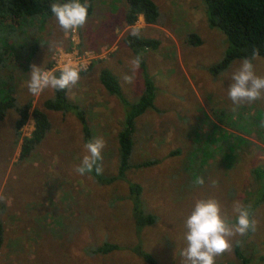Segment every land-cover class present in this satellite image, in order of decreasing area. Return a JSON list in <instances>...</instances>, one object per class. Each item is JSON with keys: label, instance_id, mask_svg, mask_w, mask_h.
<instances>
[{"label": "rangeland", "instance_id": "obj_1", "mask_svg": "<svg viewBox=\"0 0 264 264\" xmlns=\"http://www.w3.org/2000/svg\"><path fill=\"white\" fill-rule=\"evenodd\" d=\"M153 2L159 11L153 25L139 18L127 26L125 0H92L93 12L82 24L60 4L49 18H26L20 26L4 22L8 31L12 27L11 53L27 52L32 42L37 51L31 58L7 53L0 66V83H8L19 106L31 100L20 136L16 112L0 120V264H60L59 240L74 246L66 264H148L131 251L135 245L155 264H242L234 253L242 236L235 217L252 193L251 170L264 167V57L249 64L234 60L213 74L226 40L209 27L202 2ZM132 33L159 42L156 50L142 52L144 70L123 42ZM191 34L200 45L189 42ZM102 69L116 76L131 102L145 77L153 86L154 107L135 121V168L124 175L141 186L143 208L155 218L139 234L126 181L99 184L89 170L96 158V172L104 178L118 166L123 113L98 81ZM57 70L66 72L68 102L77 110L46 111L50 131L19 161L21 138L33 130L31 113L52 97L50 77ZM77 111L97 153L83 144ZM143 162L155 163L136 167ZM254 215L253 233L241 247L250 264H264V201ZM103 242L122 248L93 253Z\"/></svg>", "mask_w": 264, "mask_h": 264}, {"label": "trees", "instance_id": "obj_2", "mask_svg": "<svg viewBox=\"0 0 264 264\" xmlns=\"http://www.w3.org/2000/svg\"><path fill=\"white\" fill-rule=\"evenodd\" d=\"M200 1L203 4L209 27L219 30L226 40L224 57L216 65L211 67L213 74L223 72L234 60H243L249 64L255 56L264 57V0ZM125 3L126 9L123 20L127 26H133L139 16L142 17L145 24L153 25L158 23L159 11L153 0H125ZM58 4L66 8L78 24L84 23L93 12L92 0H87V2L84 0H0V23L3 24V31L0 30V66L3 63V57L7 53L10 55L13 52V47L8 42V38L12 36V27L10 26L8 31V26L4 22L10 20L20 26L26 18H49L56 11ZM123 42L135 54L138 64L143 70L144 60L142 58V52L145 49L156 50L159 47L157 40L140 37L133 33L127 34L123 38ZM189 42L196 46L200 45V40L195 34L190 35ZM34 43L32 42L31 46L27 47V52H20L18 55L11 53V55L22 57L27 54L31 58L37 51V45ZM2 67L5 68V66ZM65 77L66 72L62 70H57L52 73L50 80L53 95L43 103V109H33L31 113L33 130L29 137L21 138L19 161H24L30 157L34 149L41 144L50 131L51 121L46 111L66 114V112H71V110H77V106L68 102V86ZM5 80L9 82L10 77ZM144 80V88L141 94L135 101L131 102L122 96L119 81L111 71L102 69L98 74L100 85L109 95L118 100L123 113L122 127L116 136L118 145V166L116 174L109 178L100 176L96 172V166L100 164L97 158L93 161L92 168L89 169L95 171L96 181L99 184L112 183L120 178H122V181H126L124 175L131 168H135L130 163L134 146L135 121L154 107L155 100L151 81L146 77ZM3 84L4 82L2 80L0 83V120L4 118L8 111L13 110L16 112L17 118L14 122V127L17 136H20V130L29 117L31 100L28 99L25 104L19 106L15 97H13V90L9 88L8 83L6 82L4 86ZM75 114L77 115V120L83 123L81 127L84 146H87L97 153L91 130L85 122L84 116L79 111ZM154 163L143 162L136 165V167H148ZM250 175L251 185L253 187L252 193L243 201L242 207L239 210L240 213L235 217V221L239 223L242 236L239 239L240 243H237L235 246L234 253L242 264H250L249 259L244 256V249L241 246L245 245L243 243L247 240L245 236H251L255 228L254 210L264 201V167L261 165L254 167ZM124 183L127 185L126 199L130 202V215L133 221V228L136 231L135 234H139L141 229L153 225L155 218L143 208L141 186L130 181ZM254 197H256V201L251 204L252 198L254 199ZM4 234V223L0 218V248L3 244ZM59 236H63V233L60 232ZM73 247V245L71 246L69 243L59 240V252L57 249L56 253L58 257L61 256L59 259L60 264H66L68 262L74 251ZM121 248L118 245L103 242L93 253L108 254ZM131 251L141 257V259H144L148 264H155L154 260L148 254L144 253L139 245L133 246ZM78 252L83 253V247L79 248Z\"/></svg>", "mask_w": 264, "mask_h": 264}, {"label": "crops", "instance_id": "obj_3", "mask_svg": "<svg viewBox=\"0 0 264 264\" xmlns=\"http://www.w3.org/2000/svg\"><path fill=\"white\" fill-rule=\"evenodd\" d=\"M139 18H142V17H141V16H139V17H138V19H139Z\"/></svg>", "mask_w": 264, "mask_h": 264}]
</instances>
